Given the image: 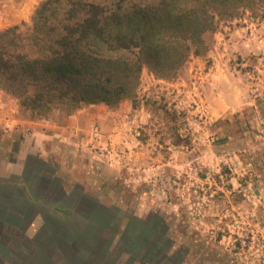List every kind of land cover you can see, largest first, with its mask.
Masks as SVG:
<instances>
[{
	"label": "rangeland",
	"instance_id": "374dc122",
	"mask_svg": "<svg viewBox=\"0 0 264 264\" xmlns=\"http://www.w3.org/2000/svg\"><path fill=\"white\" fill-rule=\"evenodd\" d=\"M256 8L220 22L175 77L143 69L134 97L106 105V129L51 145L54 176L117 215L118 231L100 223L98 236L117 231L119 264H264V2ZM0 105L20 107L1 88Z\"/></svg>",
	"mask_w": 264,
	"mask_h": 264
},
{
	"label": "trees",
	"instance_id": "16d2710c",
	"mask_svg": "<svg viewBox=\"0 0 264 264\" xmlns=\"http://www.w3.org/2000/svg\"><path fill=\"white\" fill-rule=\"evenodd\" d=\"M260 2L42 0L26 30L0 31V88L40 120L118 106L136 95L143 69L175 77L208 51L206 35L220 22L256 15Z\"/></svg>",
	"mask_w": 264,
	"mask_h": 264
},
{
	"label": "crops",
	"instance_id": "0c3cea01",
	"mask_svg": "<svg viewBox=\"0 0 264 264\" xmlns=\"http://www.w3.org/2000/svg\"><path fill=\"white\" fill-rule=\"evenodd\" d=\"M7 5L0 28L31 21L36 9L35 0ZM0 107V264H119L111 248L117 231L113 239L98 236L100 223L117 229V215L112 219L107 205L94 202V196L88 199L79 182L70 192L69 183L49 169L51 145L80 142L93 125L106 129L108 107L85 105L58 121L25 116L20 107Z\"/></svg>",
	"mask_w": 264,
	"mask_h": 264
}]
</instances>
